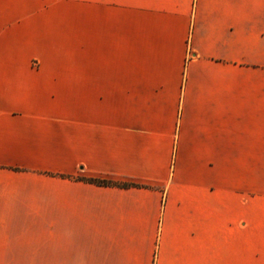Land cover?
Instances as JSON below:
<instances>
[{"label": "crops", "instance_id": "crops-1", "mask_svg": "<svg viewBox=\"0 0 264 264\" xmlns=\"http://www.w3.org/2000/svg\"><path fill=\"white\" fill-rule=\"evenodd\" d=\"M0 30L1 257L244 264L264 0H91L75 73Z\"/></svg>", "mask_w": 264, "mask_h": 264}, {"label": "rangeland", "instance_id": "rangeland-1", "mask_svg": "<svg viewBox=\"0 0 264 264\" xmlns=\"http://www.w3.org/2000/svg\"><path fill=\"white\" fill-rule=\"evenodd\" d=\"M90 8L91 0H0V28L18 31L21 58L47 57V73H75L80 29L90 25ZM244 198V264H264V157H259L258 190ZM0 264L43 263L0 256Z\"/></svg>", "mask_w": 264, "mask_h": 264}, {"label": "trees", "instance_id": "trees-1", "mask_svg": "<svg viewBox=\"0 0 264 264\" xmlns=\"http://www.w3.org/2000/svg\"><path fill=\"white\" fill-rule=\"evenodd\" d=\"M76 180H83L88 183L96 184V185H101V186H113L115 183L106 181V180H101V179H92V178H81V177H74ZM123 186H127V184H123Z\"/></svg>", "mask_w": 264, "mask_h": 264}]
</instances>
